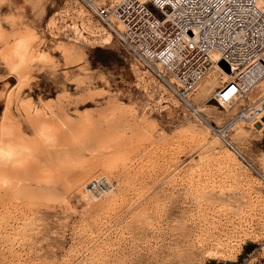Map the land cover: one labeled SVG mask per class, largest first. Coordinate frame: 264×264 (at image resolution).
<instances>
[{"label":"rangeland","instance_id":"1","mask_svg":"<svg viewBox=\"0 0 264 264\" xmlns=\"http://www.w3.org/2000/svg\"><path fill=\"white\" fill-rule=\"evenodd\" d=\"M1 3V27L32 30L34 53L52 58L35 57L17 74L2 54L15 39L0 40V140L10 102L7 123L54 175L35 162L0 166V264H264V128L232 124L240 105L226 108L214 98L223 76L208 79L214 86L206 99L195 92L202 118L195 117L158 96L114 38L100 44L95 21L85 27L93 24L96 35L80 29L79 51L65 60L59 47L74 44L68 26L80 25L64 12L71 2ZM23 104L44 111L53 126L68 119L81 129L86 121L91 133L63 132L57 145L67 153L39 147ZM99 178L114 190L89 194Z\"/></svg>","mask_w":264,"mask_h":264},{"label":"built area","instance_id":"2","mask_svg":"<svg viewBox=\"0 0 264 264\" xmlns=\"http://www.w3.org/2000/svg\"><path fill=\"white\" fill-rule=\"evenodd\" d=\"M67 1L72 4L64 12L71 23L80 22L68 26V35H77L75 26L84 31L87 20L97 22L138 63L161 98H173L190 115L202 118L193 97L216 64L229 73V80L219 86L215 100L221 106L240 105L232 124L264 122V96L249 102L264 82V0ZM78 3L87 13L80 12ZM88 187L94 195L115 188L107 178Z\"/></svg>","mask_w":264,"mask_h":264},{"label":"bare ground","instance_id":"3","mask_svg":"<svg viewBox=\"0 0 264 264\" xmlns=\"http://www.w3.org/2000/svg\"><path fill=\"white\" fill-rule=\"evenodd\" d=\"M106 1H109V0H102V2H106ZM1 2H2V0H0V8L2 9V7H1L2 3ZM10 21L12 23H14L13 20H10ZM53 21H54V19H53ZM53 21L51 19V22H53ZM87 22L89 23L90 21H87ZM53 24H55V23H53ZM53 24L50 25V21H49V26H55ZM92 26H93V24H88V25L86 24V27H85V24H84L83 29H85V30L87 29V30H89V32H92V34H93L94 28H92ZM97 31H99V28L97 29ZM9 37H14L15 42L13 44L10 43V45L8 44L2 54H4L3 58H5L9 62L10 66H12L11 67L12 70L17 72V74L19 72H21V70L26 69L28 61L32 60L35 57L36 58L38 57L39 59L47 60V61L51 60L52 57L47 52L41 51L39 53H34L33 44L36 42V39H38L37 38L38 35L36 36V34L32 30H31V32H27V33H23L21 31H14L13 33H7L0 25V40L6 39ZM84 38L85 37H84L83 33H81V31L80 32L78 31L77 36L74 37V44L73 45H66V44L60 45L59 48H60V51L63 54L65 60L66 59L69 60V58H71V56H73L77 51H79L77 46L81 42H83ZM100 41H101L100 44H102V43L106 44V45L112 44L113 43V37L110 34L104 33L103 37L100 38ZM217 74H220L221 76H223V79H224L223 82H226L227 80H229V73H227L224 69H222L220 66L215 64L213 66V68H211V70L208 73V75L206 76V78L198 85V87L196 89V91L200 92L203 99L206 96H208L213 90V86H214L213 84L214 83H211V82L209 83L208 79L211 76L214 77ZM205 84H206V86H205ZM253 94L261 95L260 97L264 96V82L261 83V85L258 87V89ZM251 100H253V102H254L255 97H254V99L252 98ZM225 107L227 108L228 106H225ZM10 109H11V104L9 102V104H7V108L5 109V113L3 114V117H2L3 118L2 119L3 127H2V131H1L2 139L0 140V166L8 167L10 165H13V166L15 165L18 169H20V168H24L27 165H30L31 163L32 164L36 163L35 165H37V166H38V164H41V167L39 166L40 169H39V167H37L38 171L43 172V174H45L49 178L53 177V175H54V169L53 168L49 167L44 160H43L44 162H38L37 160L36 161L34 160V158H36L34 155L35 149H38V148H35V146L28 143L27 137H25L26 135L22 136L19 134V129H17L18 127L16 128V126H14L13 123H10V124L7 123L12 119ZM22 109L24 110V112H23L25 114L24 116H26V118L28 117L30 119V121L36 125L35 129L38 132L37 135L39 136L38 137L39 141L37 142L39 144V147H46L48 149H53V150H56V152H61V150H65V152H66L68 150L67 146H63V145L58 146L57 145L58 138H59V136H61V134L63 132L73 136L74 138H75L74 130H76V129L79 130L80 135L82 132L83 133H88V132L91 133L89 125L86 121L82 123L81 129L76 127L68 119H66L65 121H63L59 125L53 126L51 121L49 120L50 117H48V115H46L44 113V111L38 110L35 113L34 112L31 113L29 105H25V104H23ZM83 120H85V119H83ZM88 121H89V119H88ZM83 124H85V125L83 126ZM252 127H254V129H256L257 131L261 132L264 128V122H262L261 125H256V126L254 125ZM78 137H80V136H78ZM38 157H39V155H38ZM33 162H35V163H33Z\"/></svg>","mask_w":264,"mask_h":264}]
</instances>
